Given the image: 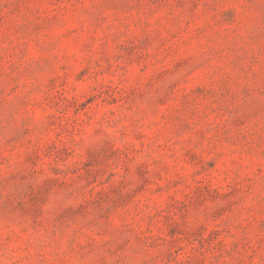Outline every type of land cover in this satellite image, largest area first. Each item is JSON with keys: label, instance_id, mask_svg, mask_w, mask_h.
Listing matches in <instances>:
<instances>
[{"label": "rangeland", "instance_id": "rangeland-1", "mask_svg": "<svg viewBox=\"0 0 264 264\" xmlns=\"http://www.w3.org/2000/svg\"><path fill=\"white\" fill-rule=\"evenodd\" d=\"M0 264H264V0H0Z\"/></svg>", "mask_w": 264, "mask_h": 264}]
</instances>
